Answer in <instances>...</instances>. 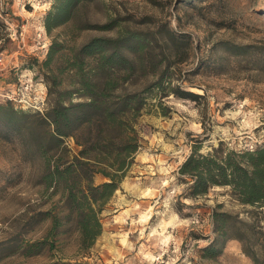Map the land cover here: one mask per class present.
I'll use <instances>...</instances> for the list:
<instances>
[{
	"label": "rangeland",
	"instance_id": "rangeland-1",
	"mask_svg": "<svg viewBox=\"0 0 264 264\" xmlns=\"http://www.w3.org/2000/svg\"><path fill=\"white\" fill-rule=\"evenodd\" d=\"M53 1L0 0V245L7 253L17 250L2 262L254 264L251 255L262 259L263 212L237 202L226 186L190 196L191 182L178 168L194 143L203 154L219 142L237 152L264 145V0H88L47 32L44 18ZM121 33L145 42L142 53L127 52L135 70L125 89L141 90L159 77L162 87L150 91L137 115L122 118L121 128L133 129L138 147L98 214L101 232L86 254L80 253L68 223L51 245L22 256L18 246H10L41 241L50 225L46 213L63 214L59 191L45 187L44 163L35 152L48 106L40 64L54 37L69 54L68 46ZM53 63L62 66L57 57ZM58 79L69 82L65 72ZM26 81L32 87L25 97L43 93L41 110L22 109L9 99L20 95ZM10 108L24 114L22 130L12 127ZM96 132L95 126L82 128L76 139L88 146ZM81 147L75 138H63L49 154L70 159ZM103 181L93 174V184ZM213 211L231 215L227 223L238 237L216 236ZM215 237L219 252L206 258L204 249Z\"/></svg>",
	"mask_w": 264,
	"mask_h": 264
},
{
	"label": "trees",
	"instance_id": "trees-1",
	"mask_svg": "<svg viewBox=\"0 0 264 264\" xmlns=\"http://www.w3.org/2000/svg\"><path fill=\"white\" fill-rule=\"evenodd\" d=\"M84 1L88 0H54L44 18L46 31L50 32L69 20L75 8ZM144 43L140 35L121 33L111 37L98 36L78 47L68 46L69 54H66L61 52L64 47L61 42L55 37L51 40L46 57L40 64L45 69L47 84L48 106L41 118L46 130L34 145L35 152L44 163L42 181L45 187L59 191L63 214L58 216V213L47 212L50 225L44 238L22 244L15 242L10 249L18 246L20 255H36L46 247V242L48 247L64 234L68 223L73 226L71 231L76 234L77 250L80 253L86 254L93 246L101 232L98 214L118 188L127 159L138 147L132 134L133 129L121 128L122 118L137 115L145 98L150 96V91L162 87V77L141 90L127 91L124 87V81L135 70L134 62L127 56V52L142 53ZM56 57L62 66H55L53 61ZM63 72L69 76V82L58 79V75ZM9 111L8 119L12 121V127L17 131L22 130L27 125L24 114L11 108ZM92 126L97 127L95 140L89 142L88 146L79 143L76 132ZM119 129L120 133L111 135L112 131ZM69 137L75 138L77 145H82L78 154L70 159H63L61 155L52 158L50 147H59L62 139ZM198 148L199 145L194 143L191 152L178 168L179 176L191 182L188 186L189 195L194 197L204 194L212 186H226L237 202L257 207L264 214V145L237 152L223 148L219 142L218 146L205 154L198 152ZM92 152H95L94 158H90ZM95 173H100L106 181L93 184L92 176ZM230 216L224 212H212L216 236L238 237L236 230L227 223ZM251 217L255 220L252 223H257L256 216ZM219 247L215 237L205 247L203 255L206 258L214 257ZM7 249L0 245V264H15L12 261L2 262L17 252L14 248L7 253ZM251 257L254 264H264V257L260 260L253 255ZM46 264L87 263L60 259Z\"/></svg>",
	"mask_w": 264,
	"mask_h": 264
},
{
	"label": "built area",
	"instance_id": "built-area-1",
	"mask_svg": "<svg viewBox=\"0 0 264 264\" xmlns=\"http://www.w3.org/2000/svg\"><path fill=\"white\" fill-rule=\"evenodd\" d=\"M21 90L20 95L11 96L9 99H12L14 102L18 103L17 105L22 109H31V110H41V105L44 101L43 93L41 92L38 95L33 96L32 99H28V97H25L23 92H27L31 90L32 82H21Z\"/></svg>",
	"mask_w": 264,
	"mask_h": 264
},
{
	"label": "bare ground",
	"instance_id": "bare-ground-1",
	"mask_svg": "<svg viewBox=\"0 0 264 264\" xmlns=\"http://www.w3.org/2000/svg\"><path fill=\"white\" fill-rule=\"evenodd\" d=\"M193 92H197L196 90H194Z\"/></svg>",
	"mask_w": 264,
	"mask_h": 264
}]
</instances>
